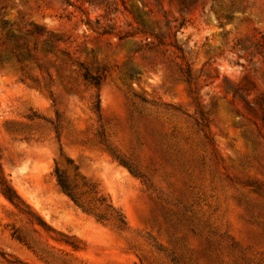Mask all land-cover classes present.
Returning a JSON list of instances; mask_svg holds the SVG:
<instances>
[{
  "label": "rangeland",
  "instance_id": "rangeland-1",
  "mask_svg": "<svg viewBox=\"0 0 264 264\" xmlns=\"http://www.w3.org/2000/svg\"><path fill=\"white\" fill-rule=\"evenodd\" d=\"M0 176V264H264V0H0Z\"/></svg>",
  "mask_w": 264,
  "mask_h": 264
},
{
  "label": "trees",
  "instance_id": "trees-1",
  "mask_svg": "<svg viewBox=\"0 0 264 264\" xmlns=\"http://www.w3.org/2000/svg\"><path fill=\"white\" fill-rule=\"evenodd\" d=\"M54 173H55V177H56L57 183H58L61 191L64 194H66L73 201V203L75 205L82 207L77 194L74 192L72 184L70 183L68 178L65 176V174L62 171H60L57 166L55 167ZM0 192L9 202L14 204L15 206H19V203L21 201L19 196L16 194V192L13 190V188L9 184H7V182L1 176H0ZM108 207L110 209L114 210L111 204L108 205ZM118 216L120 217L119 214H118ZM39 221L42 225H45V223L42 220H39Z\"/></svg>",
  "mask_w": 264,
  "mask_h": 264
}]
</instances>
